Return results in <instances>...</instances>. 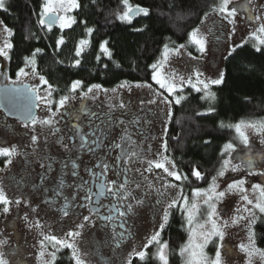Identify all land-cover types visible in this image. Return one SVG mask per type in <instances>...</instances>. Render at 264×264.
<instances>
[{
	"label": "rangeland",
	"instance_id": "rangeland-1",
	"mask_svg": "<svg viewBox=\"0 0 264 264\" xmlns=\"http://www.w3.org/2000/svg\"><path fill=\"white\" fill-rule=\"evenodd\" d=\"M6 2L7 0H5V5ZM237 3L239 9L237 16L234 17V25L228 24L220 15L213 12L209 13L207 17L202 18L203 23L201 21L197 28L208 39L207 51L205 53L201 54L195 45L188 43V39L184 44L186 45L185 48L180 49L179 52L169 53L162 71L168 75L175 73L176 83L179 87L173 96H169L165 90L160 89L159 85L152 80L151 75V88L145 86L149 85L147 83H124V87H119L120 85L113 87L117 89L116 92L111 91L113 88L94 89L92 93H89L87 97L83 98L81 97V88L77 89L75 93L70 91L68 95L70 97L69 101L60 110H66L67 106H81L89 113L102 114L108 118L110 125L113 124L115 126L112 131L114 134L117 131L126 132L127 137H130V139L135 140V143H137L135 152L138 157L140 187L138 191H135L134 196L143 199L144 203L137 206L134 201L133 217L127 230V235H130V238L125 240L124 243H120L119 248L115 246L110 234L106 235V240L102 239L103 232L99 231V227L97 226L99 223H95L91 219L87 222L83 220V217L88 216L89 212L72 209L65 216L59 212V206L55 210H50V207L44 204L46 199L52 198L54 195L53 192L44 193L40 183L41 177L43 176L46 177L45 186L48 185L47 153H49V147L45 143L48 135V125L42 126L37 124L32 126L29 124L25 128L18 121L8 119L0 111V148L16 146L18 153V155L12 157V164L8 168H4V161L7 157L0 156V168L4 169L0 171V188L4 190L8 199L12 201L9 205L10 211L7 214L3 213V205H0V241H4L3 244H0V252L4 253V258L8 261V264H43V260L50 259V257L45 256L37 259L41 251L40 241L43 240L41 233L56 235L58 238L65 239L67 238L66 233L72 230L82 233L80 237H73L70 240L82 252L87 253L84 259L89 264H126L127 253L131 252L133 248L136 251L145 250L143 249V245L147 243V238L155 230L159 229L164 207L176 196L177 191H179V188H170L167 189L164 196H160L159 193L165 191L162 188L164 181L167 180L179 185L183 189V193L191 198L192 191L186 190L184 185L185 181H176L174 178L168 177L162 169H156L155 167H153L151 172L145 171L149 166L148 161L160 159L159 154L161 153L168 155L167 152H163L162 145L166 140L167 131L165 132V127L168 128L167 126L170 120L167 115L169 105L161 101H163L164 97H167L171 101L170 107L172 113V108L176 104L174 97L180 95L179 93H185L188 89L192 93L204 94L203 91H195L187 83V80L191 77L192 82L196 83V71L203 73V76L200 77L201 79L217 78L219 72L223 70L224 59L229 55L231 47L245 43L253 45L254 41L252 40L245 42L249 33L253 30V22L249 21L247 17H254L264 12V7H261L264 6V0H252L251 4L248 3V0H237ZM245 8L248 10L246 11ZM75 10L76 8L67 13V15L73 17ZM2 11L4 10H0V12ZM3 26L0 25V46L3 45V40L6 35L3 32ZM56 26L59 28L58 24ZM233 28L235 29L234 32ZM168 48L176 49L170 46ZM164 49L165 47L160 52L157 61H163ZM9 52L10 50H8V54ZM25 70L31 71L30 68H26ZM151 71L153 73L152 68ZM16 72L12 76L8 72L6 74L7 79L0 75V83L16 80ZM37 72L41 75L39 71ZM180 77H183V82L180 80ZM15 84H29L30 87L39 86L41 89L40 95H44L43 89L47 88V85H40L38 77L31 75L21 78ZM198 86L202 88V85ZM213 86L215 85H211L210 89ZM83 92H87V90ZM156 92H160L162 95L157 96L155 95ZM93 96L95 99L92 98ZM153 100L156 102L149 103V101ZM121 103L125 105L124 108H120L119 105ZM37 105H39L36 111V118L38 120L46 119L51 115L43 103L37 101ZM51 107L52 111L55 112L56 104H52ZM121 120L124 121L123 124L120 123ZM137 120L139 123H133V121ZM33 127L35 134L39 137L38 143L35 146H31L30 140V136L33 134ZM233 131L236 139L239 141L238 145H243L234 129ZM247 135L250 142L248 147L264 152V143H262L264 136L256 134L252 130H247ZM239 150L237 145H235V151L231 153V156L227 155L226 159H232L234 164L242 165L243 161L249 156H252L254 161V167L251 170L252 174H249V169L243 166L235 173L228 170L224 177L218 178V190L226 189L227 184L231 183L234 179H245V187L249 192H251L252 184H264V175L260 174L264 172V156L248 155L246 154V150H242L246 153ZM42 164L44 168L41 167ZM166 166L170 167V165ZM17 199L21 200L19 205L15 203ZM158 200L161 203L158 204ZM25 201L28 202L27 206ZM238 203V193H229L221 201L217 202L220 222L233 216ZM33 208L36 210L33 211ZM173 210L181 213L179 208H174L171 211ZM206 211V206L201 202V212L199 214L201 222L206 218ZM25 216H27V220ZM257 217L258 219L253 225L255 233L256 225L260 219L264 218V214L257 211ZM37 221L41 225L39 228L35 227ZM80 224L85 225L83 229L77 228V225ZM224 231L225 235L223 240L215 236L211 239V241L216 240L217 245H221L224 264H245V254L241 253L238 248V245L242 241H245L246 237L243 224L229 226ZM116 240L118 241L120 239L117 238ZM211 241L205 247V252L209 257H214L217 245L215 249L210 251L209 246L212 243ZM45 245L47 252L53 251L49 242L45 241ZM257 247L259 246L257 245ZM63 251H68L71 256V249L68 248H62L57 253V256ZM145 251L148 253V256H152V253L156 251V247L155 245H150ZM133 259L139 258L133 256ZM254 264H260L258 258L254 261Z\"/></svg>",
	"mask_w": 264,
	"mask_h": 264
},
{
	"label": "trees",
	"instance_id": "trees-1",
	"mask_svg": "<svg viewBox=\"0 0 264 264\" xmlns=\"http://www.w3.org/2000/svg\"><path fill=\"white\" fill-rule=\"evenodd\" d=\"M217 2L129 0L133 7L139 5L150 11L148 16L140 14L127 23L114 15L124 10L120 0H78L79 7L73 13L76 23L61 31L57 27H51V30L38 27L42 0H7V10L0 12V21L13 32L9 38L13 47L9 52L7 71L12 76L24 65V57L31 56L39 48L42 51L36 54V69L53 85L55 101L69 95L75 80L82 81V91L93 84L104 89L122 83L150 85V65L156 63L165 45L173 48L184 45L188 33L198 27L205 13H211ZM86 27L93 29L90 35L86 33ZM61 36L65 42L57 50L56 41ZM81 39H87L89 44L77 57L75 48ZM103 41L108 42L111 58L100 50ZM77 59L80 64L72 66ZM224 60V82L211 88L216 94L215 100L201 99L204 94L187 89L185 93H179L185 99L172 108L166 134L167 154L177 169L188 176L184 184L187 191L208 188L219 169L226 143L232 142L248 155L264 156L262 151L238 145L233 129L228 127L240 120L264 118V48L257 52L245 43ZM210 107L215 111L208 112ZM193 166L203 174V179L192 176ZM184 221L181 213L173 210L161 232L160 239L169 245V264L182 262L179 248L188 238ZM255 229L257 245L264 249V218ZM211 242L210 251L217 245L216 240ZM53 264H74V261L68 251H63ZM132 264L159 262L147 256L144 261L133 259Z\"/></svg>",
	"mask_w": 264,
	"mask_h": 264
},
{
	"label": "snow or ice",
	"instance_id": "snow-or-ice-1",
	"mask_svg": "<svg viewBox=\"0 0 264 264\" xmlns=\"http://www.w3.org/2000/svg\"><path fill=\"white\" fill-rule=\"evenodd\" d=\"M121 4L124 6V10L122 12H116L114 15L116 19L122 21L131 23L132 18L134 15H140L143 14L144 16L149 15V9L145 7H141L139 5L135 6L133 8L132 5L129 4V0H120ZM248 3L251 4L252 0H248ZM78 0H42L41 3V11L39 14V20L38 23L41 26L47 27L49 30H51V26L54 23H58L59 28L61 31H63L66 28L71 27L72 24L76 23V20L74 17L67 15V13L71 12L73 9L78 8ZM264 7V6H261ZM239 5L237 3V0H218L216 5L212 7L211 11L217 15H220L221 18L225 21H227L228 24L234 25L235 20L234 17L238 14ZM0 10H7L5 8V0H0ZM247 11L248 9L245 8ZM209 13H205V17H207ZM249 21L253 22V30L249 33V36L246 38L247 42L248 40L254 41L253 48L255 51L260 52L262 50V46H264V12H261L260 15L257 16H249L247 17ZM83 23V21H82ZM203 23V21H202ZM0 25H3V21H0ZM137 31H142L143 29H136ZM87 34H91L93 32V29L90 27H86L85 29ZM235 29L233 28V32ZM3 32L6 34L3 40V45L0 46V56L4 57L5 59L9 58L8 50L12 49L13 45L10 42L9 38L13 35V32L10 28H8L6 25L3 26ZM231 35V34H230ZM64 37L61 36L56 41V47L57 50H59L60 46L64 43ZM107 41H103L100 43V50L105 55L109 56L111 58V52L109 51L107 47ZM188 43L195 45L197 50L203 54L207 51V43L208 39L207 36L203 33H201L199 28H194L191 32L188 33ZM89 44V41L87 39H81L76 44L75 48V55L79 57L81 53L84 51L85 47ZM242 45H235L231 47L229 51V55L232 54L236 50V48L241 47ZM186 45H180L176 49H169L167 45H165L164 53H163V61H157L156 63L150 65V67L153 69L152 73V80L155 81L156 84L159 85L160 89L165 90L169 96H173L179 85L176 83V76L175 73H172L171 75L165 74L162 69L164 66V63L167 62L168 55L170 52H179L180 49L185 48ZM42 49H35V51L32 53L31 56L24 57V67H20L16 72V80L11 81V84H15L17 81H20L21 78L27 77L29 75L33 77H38L40 85H47L46 89H43L44 95H40V87L39 86H33L31 88H28L27 91L29 94L35 97V100L38 102L43 103L48 111L51 113V115L42 120H38L33 114L29 113L25 117V123L24 127L27 128L29 126V122L32 126H35L37 124L40 125H48L51 126L53 124V118L57 115V112H59L62 108L65 107L67 102L69 101L70 97L68 95H63L60 97L58 101H53L51 99L53 91H55L53 85H51L48 80L43 76L39 75L36 69V54L40 53ZM191 55V53H189ZM195 59V57H193ZM99 59V56L97 57ZM227 59V57H226ZM80 64V61L77 59L73 62L72 66H78ZM26 68H30L31 71H26ZM0 75L5 76V79H7V76L4 72H0ZM196 76V83L192 82L191 77L187 80V83L190 84L195 91L200 92L203 91L204 95L201 97V99H207V100H215L216 94L211 91L210 86L211 85H221L224 82L225 73L223 70L219 72V75L215 79H201L200 77L203 76V73H200L199 71L195 72ZM180 80L183 82V77H180ZM82 81L75 80L71 83L70 91L75 93L77 89L81 87ZM198 85H202V88ZM139 86V85H138ZM149 88H151L150 85H145ZM119 87H124V83H122ZM99 90L101 89V85L99 84H93L88 87L87 92H81V97H87L89 93H92L93 90ZM20 89H16V91H19ZM107 91V90H105ZM112 92H116L117 89L113 88L111 89ZM155 95L160 96L162 93L156 92ZM95 99V97H92ZM175 103L179 104L185 97L183 95L175 96ZM156 101H149V103H155ZM163 103H166L169 105L167 115L169 118H171V101L168 100L167 97H164ZM56 104V111H52V104ZM39 106V105H37ZM120 108H124L125 105L121 103ZM215 111L214 108H209L208 112ZM200 114V113H198ZM95 115V114H93ZM121 124L124 123V121H120ZM133 123H139V121H133ZM224 125L221 124V127ZM229 128H233L237 134V137L239 138L240 142L247 148L249 145V137L247 135V130H252L256 134H259L261 136H264V118L259 119H250V120H240L236 122L235 124H229ZM167 131V128L165 127V132ZM38 135L35 134V129L33 127V134L30 136L31 140V146H35L38 143ZM122 139H128L130 142V137H122ZM87 140L86 135L81 136V143L79 147L83 148L85 146ZM56 143H60L59 140L56 141ZM92 143L99 144V141L94 139ZM205 143H208V141H205ZM262 143H264V140H262ZM116 148H120V144H115ZM163 152L166 153L168 151L167 141L165 140L163 145ZM66 151H71L72 149L68 148V146H65ZM96 148L89 147V152H95ZM235 151V145L232 142L226 143L223 146L222 152H221V162L220 167L216 172V175L212 176L211 182L208 185V188H193L191 192V198H189L187 195L183 193V189L174 183H171L167 180L164 181L162 184V188L165 190L164 192H160V196H164L166 194L167 189H176L179 188V191H177L176 196L172 198L164 207L163 214L161 216V222L159 224V229L155 230L153 234L147 238V243L143 245V249H148L150 245H155L156 251L152 253V256L159 262V264H169V245L167 241H162L160 239L161 232L166 227L169 216L171 214V210L174 208H179L181 215L184 217L185 225H186V231H187V241L182 244L179 248V255L182 260V264H224V260L221 254V245H217L215 256L209 257L207 253L205 252V247L207 244L211 241L212 237H219L220 240H223L225 231L229 226H238L243 224L244 230L246 232L245 241H242L239 245V251L241 253L245 254V264H254V261L258 258L260 261V264H264V249L257 247L256 244V233L253 230V225L256 223L258 217H257V211L261 214H264V184L260 183H254L251 186V192L245 187L246 180L245 179H234L231 183L227 184L226 189L224 190H218L219 185L217 183L218 178L224 177L226 171L231 170L232 172H238L240 168L246 167L249 169V174H252L251 170L254 167V161L253 157L249 156L245 161L241 164H234L232 162V159H225V155L231 156V153ZM133 156L137 155L136 152L131 153ZM18 155L16 151V146H12L11 148L3 147L0 148V156L7 157V159L4 161V168H8L12 164V157ZM160 159L158 160H150L148 161V168L145 169V171L151 172L153 170V167L156 169H162L164 173L168 177L174 178L176 181H187L188 176L183 175L179 172V170L176 167V164L168 155H164L163 153L159 154ZM119 160L120 157H117ZM130 162V161H128ZM166 165H170V167H167ZM42 168H44V165H41ZM65 167H67V164H65ZM78 167V165H74V168ZM96 167H100L99 164L96 165ZM48 170L51 171L52 164H49L47 166ZM3 168H0V171H3ZM88 172H91V169H85ZM139 171V170H137ZM108 172V165H103V170L101 171L100 175H107ZM93 176L96 175L95 172H91ZM191 174L196 179H203V174L197 169L196 166H193L191 170ZM261 175H264V172L260 173ZM73 176H76V171L72 172ZM45 180L46 177H41L40 183L41 188L43 189L44 193L53 192L55 197H60L63 195V192L60 190L63 187L64 181L61 180L59 182V187L57 188H51L48 186H45ZM84 183H87V181H84ZM127 184L128 180L125 179L123 183H118L116 180L109 181L107 183V186L104 184H101L99 187L100 189H103V191H99L96 195L97 196H103L106 193L111 194L112 198L116 201H118V204L109 205L110 214L108 215H99L101 209L89 207V212L92 213L95 211L97 214L98 219L111 222L117 217L121 218L119 227L124 228L125 226V219L130 213L134 211V205L131 203L132 200H135V204L142 205L144 203V200L134 196L131 192L127 190ZM140 185L137 184V188H139ZM77 192L72 195V200L76 201L78 199H82L84 201L88 202V205L93 204V193L91 189H84L85 195L80 196L79 190L83 188V184H77L76 185ZM229 193H238L239 194V203L235 209V212L233 216L227 220H223L220 222V213L217 209V202L221 201L227 194ZM201 202L204 206H206V218L201 222L199 219V214L201 212ZM12 203L8 199V197L5 195L4 190L0 188V205H3V213L7 214L10 211L9 205ZM17 205L21 203L20 199H17L15 201ZM27 201H25V204L27 206ZM46 203H51V200L46 201ZM95 203H99V200H96ZM157 203H161L160 200L157 201ZM81 207H84L85 205H80ZM69 204L67 201V198H65V204L64 207L61 209L63 211V214L65 216L68 215V209ZM36 209L33 208V211ZM114 214V215H113ZM25 219L27 220V216H25ZM84 221H89V216L83 217ZM84 224L77 225V228L83 229ZM95 226V225H93ZM35 227L39 228L41 227L39 221L36 222ZM43 240L40 241V247L41 251L39 252V255L37 259H41L45 256L50 257V259H44L43 264H53V262L57 258V253L62 248H68L71 249V259L74 261V264H89L87 260L84 259V256L87 255V253H84L81 251L80 248L76 246L74 242H71L70 238L73 237H80L82 233L80 231H69L66 233L65 239L58 238L56 235H50V234H43ZM120 239H125L124 233H119ZM116 233H113V238H115ZM45 241L49 242L51 245L53 251L47 252ZM4 241H0V244H3ZM116 247L119 248L120 244L117 243ZM145 250L136 251L135 248L131 252L127 253V260L126 264H132V257H138L140 261H144L146 257L148 256V253ZM0 264H8V261L4 258V253L0 252Z\"/></svg>",
	"mask_w": 264,
	"mask_h": 264
},
{
	"label": "flooded vegetation",
	"instance_id": "flooded-vegetation-1",
	"mask_svg": "<svg viewBox=\"0 0 264 264\" xmlns=\"http://www.w3.org/2000/svg\"><path fill=\"white\" fill-rule=\"evenodd\" d=\"M8 59L0 56V72L8 74ZM3 76V75H2ZM5 77V76H4ZM1 86L11 85V82H1ZM17 85V84H13ZM51 99L54 100L53 94ZM55 103H53L54 105ZM56 111V109H55ZM95 114V115H93ZM20 125L24 126L20 123ZM51 126H54L51 128ZM48 126V135L45 139V143L49 147V153L47 158V164H52L51 171L48 170V185L51 188L59 187V182L64 181L62 189L63 195L60 197H55L46 199L44 204L50 207V210L57 209L59 206V212L63 214L61 209L64 207L65 198H67L69 207L67 211L75 209L84 212H89V207L100 208L101 211L99 215L110 214L109 205L118 204V201L114 200L111 194L105 192L103 196H97L96 194L100 189V185L107 183L112 180H116L118 183H123L125 179L128 180L127 190L133 195L135 191H138L137 184L139 183V173H138V157L133 156L131 153L135 152L137 143L135 140L122 139V137H127L126 132L117 131L113 133L115 126L108 123V118L102 114L89 113L84 110L81 106H67L66 110L57 112V115L53 118V124ZM86 135L87 140L83 148L79 147L81 143V136ZM96 139L99 144H93L92 141ZM59 140L60 143H56ZM115 144H120V148H116ZM65 146L72 149L71 151H66ZM89 147L96 148L95 152H89ZM117 157H120L118 160ZM130 161V162H128ZM67 164V167H65ZM99 164L100 167H96ZM108 165L107 175H100L103 170V165ZM74 165L78 167L74 168ZM85 169H91V172H95L96 175L93 176L91 172ZM76 171L77 175L73 176L72 172ZM87 181V183H84ZM77 184H83V188L79 190V195L82 197L86 193L84 189H91L93 193V204L88 205L87 201L78 199L76 201L72 200V195L78 190L76 188ZM69 192V193H66ZM51 200V203H46V201ZM99 200V203H95ZM134 201L131 203L134 205ZM85 205L81 207L80 205ZM114 215V214H113ZM91 220L95 223H99V231L103 232L102 239H107L106 235L110 234L112 241H114L115 246L117 243H124L125 240L130 238L128 234V228L130 221L132 219V213H130L125 219L124 228L119 227L120 219L117 217L111 222H106L98 219L95 211L89 212ZM116 233L115 238H113V233ZM123 232L125 239L121 240L119 233ZM120 240H116V239Z\"/></svg>",
	"mask_w": 264,
	"mask_h": 264
},
{
	"label": "water",
	"instance_id": "water-1",
	"mask_svg": "<svg viewBox=\"0 0 264 264\" xmlns=\"http://www.w3.org/2000/svg\"><path fill=\"white\" fill-rule=\"evenodd\" d=\"M137 16L138 15H134L132 20ZM57 24L58 23H54L51 27L55 28ZM38 27L42 29L47 28L40 24ZM28 88H31L29 84L0 85V111L8 119L18 121L23 125L25 123V117L29 113L33 114L35 117L37 115V101L34 96L28 93ZM16 89L20 90L16 91Z\"/></svg>",
	"mask_w": 264,
	"mask_h": 264
}]
</instances>
